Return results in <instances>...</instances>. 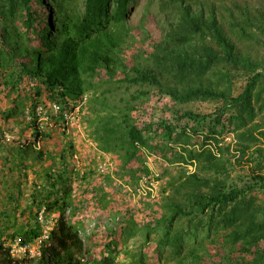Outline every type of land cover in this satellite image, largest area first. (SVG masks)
<instances>
[{
  "label": "trees",
  "instance_id": "1",
  "mask_svg": "<svg viewBox=\"0 0 264 264\" xmlns=\"http://www.w3.org/2000/svg\"><path fill=\"white\" fill-rule=\"evenodd\" d=\"M76 1L0 0V88L4 87L8 92L16 94L14 106L3 113L4 119L25 113L27 95L22 98L21 92L26 83L32 93L29 98L32 106L31 121L35 126L33 134L37 138L40 136L36 126L39 115L48 118L47 109L39 100L43 95L61 104V113L56 114V117L63 120V113L71 102L83 101L84 96L91 93L86 115L93 127L90 137L100 152L116 153L121 161V170L131 171L135 181H139L141 175L148 174V170L144 167L136 171L129 166L133 160L139 159V151L148 146L152 132L174 140L176 135L181 136L187 131L185 128L179 130L177 125L166 121L156 125V129H153V124L138 126L128 116V111L136 107L132 104L120 106L108 103L107 93L113 92L104 83L120 81L130 85L167 86L168 93L176 102L191 99L223 100L224 105L215 111L216 124H224L226 115L239 107H242L241 114L232 115L231 118L236 117L245 123L243 111L250 118L253 117L252 89L263 73L257 72L251 56L241 46L246 42L264 46V0H260L259 5L258 0H170V7L175 10L172 20L168 21L163 39L151 53L155 62L160 64L156 69L142 65L138 59L141 57L140 52L132 59L127 55L135 45L134 34L127 20L131 5L136 0H82L83 7H78ZM33 4L45 8V13L42 16L34 13ZM130 61L134 63L132 67L128 66ZM248 67H252L253 75L249 76L244 90L236 97L204 82L209 73L231 79L235 72L248 71ZM120 72L124 73L123 79H116ZM102 73L108 76L107 80L101 77ZM167 75L176 77L182 90L177 87L172 89L163 80ZM39 107H44L41 113ZM207 116L186 112L179 118H188L198 123ZM33 146L36 147L35 143L20 147L18 157L21 161L30 150H36ZM37 150L36 158L40 160L44 154ZM69 150L74 151L72 145ZM188 153L190 160L194 159V151ZM253 153L259 157L260 162L256 166L258 173L251 176L252 182L229 183L224 173H221L227 169L218 161L200 165L197 173L187 177L181 174L180 187L177 186V178L170 176L162 191L165 196L162 201L150 199V193L145 195L148 198H141L148 205L155 206L144 219H156L153 228L163 231L157 249L159 258L162 257L163 246L171 245L176 253L181 254L185 239L193 238L196 243L201 229L215 226L217 230L228 232L227 241L231 246L236 249L240 245V264H264V214L253 208L251 199L247 200L249 192L259 190L264 193V148L255 147ZM65 154H61V170L51 168L44 175L48 187L43 185L33 196L32 205L37 206L38 212L44 207L47 213L58 214L50 231V245L43 248L37 264H86L82 257L89 251L80 238L78 228L68 221L67 213L76 208L72 175L76 171L81 178L86 179L88 175L84 172L81 176L78 170L70 167ZM180 158L177 162H184L185 159L182 156ZM206 171L211 175L207 177ZM136 172L143 173L138 177ZM187 186L190 190L184 193V203L169 193L180 192L181 188ZM159 209L162 213L156 218ZM115 212L113 217L121 227V239L135 236L143 220L139 218L136 207L128 212ZM193 213L199 219H195V222L190 219L191 223L194 222L192 228L188 224L186 229H176L171 235L178 219ZM30 224L20 225L10 237L13 240L19 237L22 243L33 241L41 231L37 219L33 223L34 227ZM7 228H0V264L12 262L3 247L4 231ZM93 237L96 235L91 240ZM100 244L109 253L104 256L102 251L99 257L89 258V263L115 264L114 252L118 244L114 241L106 244L101 241ZM191 252L195 262L200 260L195 250ZM248 255L252 256L249 260ZM136 264H146L144 257L136 260Z\"/></svg>",
  "mask_w": 264,
  "mask_h": 264
},
{
  "label": "rangeland",
  "instance_id": "2",
  "mask_svg": "<svg viewBox=\"0 0 264 264\" xmlns=\"http://www.w3.org/2000/svg\"><path fill=\"white\" fill-rule=\"evenodd\" d=\"M259 4L260 0L257 2V5ZM76 5L83 7L82 0H77ZM170 6V0H136L131 5L127 20V25L134 34L133 42L135 43L132 50L127 53L131 59L140 52L141 57L138 59L143 66L159 68L160 64L155 62L151 53L155 50V45L163 39L168 21L172 20L175 10ZM32 9L34 13L41 16L45 13V8L41 9L38 4H33ZM241 47L251 56L257 72L263 73L252 89L253 117L250 118L247 112H242L246 117L245 123L236 117L231 118L232 115L241 114L242 107L227 114L224 124L215 123V111L224 105L223 100L191 99L176 102L168 93L167 86L161 88L149 84L130 85L120 81L104 83L110 86L106 88L113 92L107 93L108 103L120 106L132 104L136 107L128 111V116L138 126L153 124V129H156V125L166 121L177 125L179 130L185 128L187 131L181 136L176 135L174 140L165 139L162 135H157L158 133H150L152 139L148 142V146L139 151V159L133 160L129 166L136 171L144 167L148 170V174L141 175L139 181H135L131 171L121 170V161L116 153L100 152L97 144L90 137L93 127L86 115L87 107L91 103L89 102L91 93L85 95L83 101L71 102L66 111L67 120L57 118V115L52 112L51 104L59 103L52 102L43 95L39 100L41 105L46 107L48 118L39 115L36 126L39 128L40 136L37 138L33 134L35 126L31 121L32 106L29 100L32 93L28 84L26 83L21 92L22 98L27 95L25 113L10 119H4L3 113L14 106L13 99L16 94L8 92L4 87L0 88V228L8 227L4 231L5 235L9 238L20 225L35 223L38 209L37 206L32 205L33 196L41 190L43 185L48 187L44 175L49 173L51 168L56 171L61 170L63 166L61 154L66 153L65 159L70 167L78 170L81 176L84 172L88 175L86 179L78 176L77 171L72 175V184L75 188L73 200L76 208H72L67 213L68 221L83 232L81 237L85 248L89 251L82 257L83 263L90 264L89 258L99 257L102 251L104 256H107L109 252L100 242L103 241L106 244L114 241L118 244L114 252L115 264H136V260L138 261L141 256L144 257L146 264H240L239 259L242 258L241 250L238 251L240 245H237L236 249L231 246L227 241L228 232L223 229L217 230L215 226L212 228L205 226L201 229L196 237V243L193 242V238H188L187 241L185 239L181 254L176 253L171 245L163 246V254L159 258L157 249H159V241L163 238V231L153 228L156 219L152 217L144 219L155 209V206L148 205L145 203L146 200L141 198L151 197L150 199L157 198L158 201H162L165 197L162 191L170 176L177 178V186L180 187L181 174L187 177L197 173L200 165L218 161L225 165L227 170L220 171L224 173L229 183L252 182V174L258 173L256 166L260 159L253 151L255 147L264 148L262 135L264 131V46L246 42ZM133 65L132 62L128 64L129 67ZM247 69L248 71L235 72L231 79L217 73H209L204 82L215 86L217 90L227 95L236 97L244 90L249 76L253 75L252 67ZM101 77L104 80L108 79L104 73ZM123 77L124 73L120 72L116 79H123ZM163 80L167 81L172 89L177 87L182 90L176 77L167 75ZM186 112L208 115V118L198 123L188 118H179ZM194 129L197 131L194 132ZM33 143L36 145V147L33 146L36 152L30 150L21 161L18 150L20 151L22 145ZM71 145L73 152L69 150ZM248 145L249 149H247ZM37 149L44 154L40 160L36 158ZM191 150L194 151L192 160L188 153ZM244 152L245 154H242ZM180 156L185 159L184 162H177L181 160ZM103 164L106 165L107 171L102 174L98 168ZM151 169H155L158 174L154 178L155 188L152 191L147 189L146 183H142V178L149 176ZM254 169H256L255 172ZM207 172L205 175L208 177L211 173ZM141 173L143 172H136V175ZM262 173L264 175V169ZM159 176L161 178H158ZM188 190H190L189 186L181 188L180 192L170 191L169 193L174 194L177 200L184 203L186 197L184 193ZM146 193L150 195L146 197ZM249 199L253 203V208L261 210L264 214V193L259 190L249 192L247 200ZM134 207L140 214L139 218L143 219L139 230L135 231V236L121 239L119 235L121 227L117 225V219L115 220L113 215H116L115 211L128 212ZM161 213L160 209L157 210L155 217L158 218ZM57 217V213L48 212L50 228L54 227ZM190 219H194L195 222V219L199 217L194 213L180 217L174 224L175 228L171 230V235L176 229H186L188 224L192 228L194 222L191 223ZM93 223H95L94 230L87 234L85 231L88 225ZM111 232H114L113 235L110 234ZM93 235L96 237L91 240ZM262 246L264 247V243ZM192 250L200 255V260L197 259V262L191 256ZM251 257L248 255V260Z\"/></svg>",
  "mask_w": 264,
  "mask_h": 264
},
{
  "label": "built area",
  "instance_id": "3",
  "mask_svg": "<svg viewBox=\"0 0 264 264\" xmlns=\"http://www.w3.org/2000/svg\"><path fill=\"white\" fill-rule=\"evenodd\" d=\"M43 108L44 107H39L40 113L43 111ZM51 109H52V112H54L55 114L61 113V106L59 104L57 105V103L51 104ZM63 115H64V119L67 120L68 116L66 114V111L63 113ZM98 171L102 174L105 173L107 171L106 165L105 164L100 165V167L98 168ZM155 176H158V174L156 173V170L151 169V173L149 174V176H145L142 178V183L144 184L146 183L148 190L152 191L155 188V185H154ZM38 222L41 227V233L33 241L22 244L20 239H15L13 241L9 240L5 243L7 247H11V253L13 257H18L20 259H31V260L37 259L41 256L43 248L50 245L49 239H50L51 228L49 226L48 216L47 214H45V209H43L39 213ZM94 226H95V223L91 224L87 232L89 233V230Z\"/></svg>",
  "mask_w": 264,
  "mask_h": 264
},
{
  "label": "clouds",
  "instance_id": "4",
  "mask_svg": "<svg viewBox=\"0 0 264 264\" xmlns=\"http://www.w3.org/2000/svg\"><path fill=\"white\" fill-rule=\"evenodd\" d=\"M65 120V119H64ZM151 191V190H150ZM147 194V193H146ZM145 194V195H146ZM43 209H45V208H42L39 212H38V214L43 210ZM69 212V211H68ZM45 214H47V216H48V213L46 212V209H45ZM37 221H38V216H37ZM89 226L90 225H88V227H87V229H86V233L87 234H90L91 233V231H93L94 230V228L95 227H92L90 230H89V233L87 232V230L89 229ZM39 228H40V231H41V227H40V224H39ZM51 230H52V228H51ZM78 232H79V235H80V238L82 239V237H81V235L83 234V232H81V230H80V228H78ZM15 239H20L19 237H16ZM14 239V240H15ZM13 241V239L11 238V237H7V235H4V239H3V247H4V249L5 250H7L8 251V253H9V255H10V257H11V259H12V262L10 263V264H37V262L40 260V258H41V256H42V254H41V256L39 257V258H37V259H20V258H18V257H13V255H12V253H11V247H7L6 245H5V243L7 242V241ZM50 240V239H49ZM21 241V240H20ZM83 241V240H82ZM22 242V241H21ZM31 242V241H30ZM83 243H84V241H83ZM22 244H24V243H22Z\"/></svg>",
  "mask_w": 264,
  "mask_h": 264
}]
</instances>
